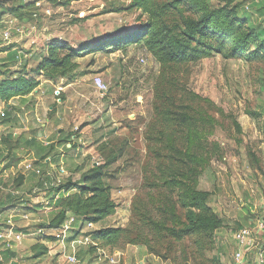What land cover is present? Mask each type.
I'll return each instance as SVG.
<instances>
[{
  "label": "rangeland",
  "instance_id": "rangeland-1",
  "mask_svg": "<svg viewBox=\"0 0 264 264\" xmlns=\"http://www.w3.org/2000/svg\"><path fill=\"white\" fill-rule=\"evenodd\" d=\"M131 1L23 0L32 2V7L18 11L19 15L8 10L4 12L17 16L25 31L16 33L10 45L0 47V59L2 51L16 46L24 54L33 52L31 57L22 54V59L19 58L24 62L27 60L28 70L37 68L41 55L46 53L44 49L54 37L68 40L77 49L92 46L91 50L85 49L76 59L79 67L74 72L57 82L52 81L55 86L50 84L56 98L55 102L49 103L53 108L47 109V116L56 109L62 116V152L71 150L65 144L72 142L70 139L73 136L81 139L76 144L77 150L67 153L69 157L64 165L69 172L60 184L50 187L44 185L41 177L34 172L17 194L23 200H14L21 205L25 203L24 206L16 212L5 211L0 219L1 226L9 215H15L13 220L17 228L27 234L22 243L11 249L17 264H72L67 261V256L72 251V240L79 237L78 231H72L64 248L55 240V230L50 227L59 211L56 205L59 197L68 193H59L56 189L69 180L78 181L82 170L87 172L99 164L104 165L105 181L112 188V197L118 208L113 216L97 224L93 231L107 226L134 225L141 226L143 230L146 220L141 217L142 204L147 201L149 192L144 182V171L150 161L144 130L153 115L154 85L160 73V64L140 43L103 46L108 39L135 29L145 19L139 10L129 8ZM226 1L210 0V4L217 6ZM237 1L243 3V11L252 27L264 26V0ZM2 3L4 0H0V5ZM13 4H19V0H7L6 7ZM97 43L102 47L93 46ZM97 75L109 85L105 94L93 84ZM40 79L41 82L48 80ZM65 86L67 88L63 91ZM189 86L212 98L223 111L217 114L221 125L214 136L222 146V156L215 158L200 178V188L211 193L208 204L223 220V225L211 241L205 240L203 250L199 249L195 236L159 241L144 225L152 245L160 253V256L154 255L166 264H213L214 257L222 264H237L235 252L238 244L234 234L248 225L254 229L253 250L260 249L264 256V229H256V222L264 218V60L213 53L189 64ZM5 106L0 103V108ZM234 120L240 123L241 131ZM37 122L41 125L44 118ZM2 133L0 130V135ZM16 136L15 140L19 137ZM11 146L10 149L3 146L0 139V153L5 151L2 158L15 151L20 164L27 158L28 152L21 149L27 144L19 140ZM3 194L1 190L2 199L5 198ZM17 214L29 216L17 221L21 218ZM18 223L24 226L19 228ZM5 225L2 230L6 229ZM51 236L53 238L49 240ZM37 244L47 247L40 256L35 254ZM128 245H123L122 249ZM122 249L117 250L122 252ZM77 251L81 264L100 261V253H91L89 246L78 245ZM253 258L254 254L248 251L246 263L251 264ZM120 262L124 263L123 256L119 257Z\"/></svg>",
  "mask_w": 264,
  "mask_h": 264
},
{
  "label": "trees",
  "instance_id": "trees-1",
  "mask_svg": "<svg viewBox=\"0 0 264 264\" xmlns=\"http://www.w3.org/2000/svg\"><path fill=\"white\" fill-rule=\"evenodd\" d=\"M6 4L7 0H4L0 5L2 12L8 10L15 15L33 5L23 0L10 7ZM129 8L139 10L145 19L135 29L108 39L103 46L140 43L160 64L154 85L153 115L144 130L150 158L145 167L144 182L149 192L147 201L142 204L141 217L157 240L176 241L195 236V242L203 250L205 240L211 241L223 225V220L208 204L211 193L200 188L201 176L223 153L220 142L214 138L221 125L217 114L223 111L212 98L190 88L189 64L213 53L264 60V26L252 27L243 11V3L237 0H227L217 6H212L210 0H132ZM98 44L93 46L102 47ZM90 47L77 49L68 40L54 37L48 42L37 68L28 70L27 60H19L18 55L0 64V103L6 105L5 116L0 115V124L20 126L9 101L34 92L41 84L40 78L55 82L66 78L79 67L76 59L85 49L91 50ZM234 124L242 130L238 121L234 120ZM14 138L13 134L2 136L1 142L10 149L14 141L18 142ZM105 175L104 165L99 164L84 172L80 180H69L60 185L56 189L59 193L76 191L59 197L56 203L59 211L50 227H60L70 214L96 225L113 216L118 203L112 197V188L105 181ZM25 178L20 172L14 179L0 182V186L16 190L25 183ZM4 189H0L5 197L0 213L21 204L13 203L17 199L11 198V191ZM4 225L0 230L5 228ZM144 225V231L139 225L97 228L91 232L97 245H90L89 250L94 253L99 247L111 252L127 244L143 245L149 253L160 256ZM52 238L48 237L49 240ZM34 249H37L36 256H40L47 247L37 244ZM4 253L0 264L15 257L9 248ZM213 264L222 263L214 257Z\"/></svg>",
  "mask_w": 264,
  "mask_h": 264
},
{
  "label": "crops",
  "instance_id": "crops-1",
  "mask_svg": "<svg viewBox=\"0 0 264 264\" xmlns=\"http://www.w3.org/2000/svg\"><path fill=\"white\" fill-rule=\"evenodd\" d=\"M33 49L35 50V47ZM44 52H46L45 49H44ZM1 54H2V57L0 59V64L9 62L11 59H15L14 58L15 55H18L17 58L22 59V56H23L22 54H24V51L21 49H18V47L16 46L12 50L2 51ZM32 55H33V52L29 54H24V57H31ZM50 84L55 86L52 81L43 80L41 84L38 86V88L34 90V92L26 96L16 97L9 101V105L13 107V114L17 116V121L20 126L18 127L17 126H14V127L6 126V128H4L3 130L1 129L2 132L4 133L0 135V139L2 136H6L9 134H13L14 136L17 135L19 136L18 139L20 140V142L24 141V143L27 144V147L22 146L21 149L27 151L28 153H27V158L25 160H22L20 164H19V161L17 160L18 157L15 151L9 154L10 156L5 157V158H2L3 153L5 151L3 150L0 153V157H1L0 158V182L2 181L4 182L6 180L10 181L14 179V177L17 176L18 172L24 173L26 177L25 181L26 179L28 180L30 178L29 176L33 175L34 172L33 171H22V170H23L24 162L29 159L34 161L35 164L38 166H43L42 164H44L43 166L44 169L46 170L50 169L52 170V174L56 175L59 172L60 166L64 165L65 164L64 162H67L66 159L69 157L67 153H74L77 150L76 144L77 142H80L81 139L79 137L73 136L72 137L73 139L72 138L70 139L72 140V142H66L65 144L67 148H71V150L67 149L66 151L62 152L63 147H64L63 145L64 143L61 142V139L64 138L63 126H62V123H63L62 116L60 112H58L57 109L55 112H52L51 115L47 116L48 114L47 109L53 108V106H49V103L55 102V98H56L53 95ZM66 88L67 86L63 87V91H65ZM43 118H44V122H42L41 125L38 124L37 121L41 122ZM39 126H42V128L39 129ZM36 127L38 129H36ZM44 156L46 158L42 159V157ZM85 170L86 169H84V171L83 170L81 171L79 178H81V175L83 174V172H85ZM63 176H62V180L64 178ZM47 179L49 180V187L54 185L55 183L54 176L48 177ZM4 190L11 191L12 193L11 198H15L17 200L19 199V196H16V195L20 193V188L16 190H12L9 188L4 189ZM69 192H72V190ZM19 200H23V199H19ZM2 202H3V199L2 200L0 199V205ZM8 204L10 203L8 202ZM24 204L22 205L19 204V206H17L10 212L18 211V209H20L21 206H24ZM4 213L5 212L0 213V219L2 218ZM17 215H21V218L18 219L17 221L22 220L23 218L22 214H17ZM18 225H19V228L24 226V225L22 226L20 223H18ZM253 248L249 250V252H252L254 254V258L252 259L251 264H264V262L261 263L259 261V255L263 252L260 249L253 250ZM5 249H6L5 246L1 245V242H0V255L5 254L4 253ZM122 256H123V261L125 264H166L167 263L163 260H160L158 256H155L154 254L149 253L147 248L143 245H128L125 249H122ZM15 257L12 260H10L9 262L10 264L18 263Z\"/></svg>",
  "mask_w": 264,
  "mask_h": 264
},
{
  "label": "built area",
  "instance_id": "built-area-1",
  "mask_svg": "<svg viewBox=\"0 0 264 264\" xmlns=\"http://www.w3.org/2000/svg\"><path fill=\"white\" fill-rule=\"evenodd\" d=\"M247 7H249V5ZM6 15L9 14H4V12H2V10L0 9V47L10 45L13 42V38L16 33L25 31V27L20 25L17 16L9 15L8 17H6ZM34 16L38 17L37 14H35ZM142 61H144V59H142ZM93 82L94 86L100 93L105 94L109 91V85L100 75H97L94 78ZM5 113V108H0V115L2 117L5 116ZM4 128H6V126L0 124V130H3ZM22 171L35 172V174L41 177L44 185L46 186H49V180L47 179L48 177L54 176V182L59 184L61 183L62 176L67 174L65 165L60 166L58 174L53 175L52 170H46L44 169V167L36 165L35 162L30 159L24 162ZM0 189L4 188L0 186ZM22 216L26 219L28 218L29 214H22ZM13 218L14 215H10L7 219V228L4 230H0V242H3L5 247L9 249H12L15 245L22 243L27 235L25 231L19 230L17 228ZM94 228H96V224L87 222L84 220V218L78 217L75 214H70L60 227L54 228L55 231L53 236L56 241L60 242L64 246V248L66 247L67 238L69 235L71 236L72 231L76 230L79 233V237L74 238L71 242L72 251L67 256L68 262L72 264H81L77 254L78 245H97L93 240L91 234ZM256 229H264L263 217L256 222ZM234 237L238 244V249L235 252V261L237 264H247L245 259L246 253L255 246L254 229L248 225L242 226L235 232ZM97 251L100 253V261H107L111 264H117L119 257L122 256V252L117 249H115L111 253L108 249L98 247ZM0 260H4L2 255H0ZM259 261L261 263L264 262L263 253L259 255Z\"/></svg>",
  "mask_w": 264,
  "mask_h": 264
}]
</instances>
